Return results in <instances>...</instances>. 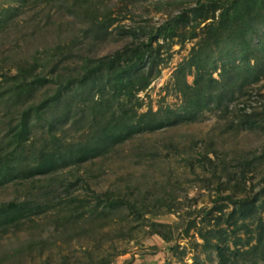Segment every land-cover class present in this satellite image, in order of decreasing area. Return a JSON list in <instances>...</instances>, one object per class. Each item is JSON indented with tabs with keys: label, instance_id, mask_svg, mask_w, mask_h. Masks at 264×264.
<instances>
[{
	"label": "rangeland",
	"instance_id": "374dc122",
	"mask_svg": "<svg viewBox=\"0 0 264 264\" xmlns=\"http://www.w3.org/2000/svg\"><path fill=\"white\" fill-rule=\"evenodd\" d=\"M207 2L0 0V94L7 84L4 76L13 77L19 66L39 60L37 73L51 79L34 96L33 104H40L54 94L56 81L65 83L83 75L92 62L147 44L153 29L174 20L175 37L153 42L158 65L146 70L149 85L137 87L131 99L119 96L113 111L124 107L140 116H182L192 109L189 99L199 75L222 81L225 70L244 66L247 59L254 66L257 57L264 65L258 44L264 41V26L254 35L250 54L228 43H208V27L221 11L203 6ZM18 7L14 16L10 11ZM257 73V80H240L235 101L220 109L212 104L192 121L135 135L53 176L0 184V203L46 206L43 213L0 233V264H218L216 241L203 239L218 224L227 230L231 250H248L264 210L249 219L232 218L237 208L228 198L251 199L257 207L264 201V124L244 127L241 115L243 107L252 113L264 110V68ZM80 96L71 99L80 103L72 120L53 129L71 144L87 141L100 122L87 109L90 96ZM26 99L0 101L1 147L10 124L27 107L21 106ZM49 131L33 118L27 157L42 148ZM107 197L125 199L134 208H108Z\"/></svg>",
	"mask_w": 264,
	"mask_h": 264
},
{
	"label": "trees",
	"instance_id": "16d2710c",
	"mask_svg": "<svg viewBox=\"0 0 264 264\" xmlns=\"http://www.w3.org/2000/svg\"><path fill=\"white\" fill-rule=\"evenodd\" d=\"M15 1L24 4L27 0ZM207 5L214 11H221L219 20L208 27V43H215L217 46L228 43L231 47L238 46L245 54H250L253 37L257 30L264 26V0H208L203 6ZM19 9L14 8L10 12L16 16ZM176 18H183V14ZM173 22L174 20H170L153 29L152 39L147 44L132 45L113 57L92 62L93 65L86 67L83 75L69 78L65 83L62 80L56 81L58 86L54 94L37 105L33 104L36 92L40 87L47 86L51 80L37 73L39 60H35L32 66H19L17 75L13 77L4 76L7 84L0 94V101L18 104L24 97L27 98L26 103L23 102L21 106L27 104V107L22 110L20 117L10 124L7 142L0 146V184H7L14 179L50 177L62 172L70 164H81L103 156L110 149L124 144L135 135L163 130L184 120L192 121L212 104L220 109L225 102H234L238 94L235 88L240 80L252 77L257 80L259 77L257 72L264 68V65H260L257 57H255L257 64L254 66L251 60L247 59L244 66L234 65L229 72L225 70L222 81L211 76L206 79L199 75L193 97L189 99V106L192 109L174 118L162 116L161 113H146L140 116L137 112L132 114L124 107L119 111H113L114 101L117 102L119 96L125 95L131 99L135 96L137 87L144 89L149 85L145 78L146 70L158 65L154 57L153 42L159 39H173L176 35ZM258 44L264 52V41H259ZM85 93L90 96L87 109L90 110L93 119L100 118V122L92 126L93 134L87 141L67 143L54 133L53 129L57 124L62 125L64 119L72 120L74 108L79 109L80 103L74 101L72 104L71 99L74 100L80 95L82 97ZM112 93L114 96L110 97ZM241 115L244 127L264 124V110L261 113H252L243 107ZM33 118L39 124L46 123L50 131L42 148L27 157L26 148L32 134ZM41 127L44 128L45 124ZM228 199L237 208L232 213V218L240 215L244 219H249L259 214V208L264 210V201L257 207L251 199L235 200L232 196ZM105 203L108 208L123 206L134 208V205L125 199L107 197ZM45 208L44 204L37 201L0 203V233H6L34 215L43 213ZM255 231L257 234L250 239L249 249L245 251L230 249L228 232L221 228L220 224L203 235V239L206 243L216 241L218 264H250L255 259L264 262V219L261 215ZM44 264L49 262L46 261Z\"/></svg>",
	"mask_w": 264,
	"mask_h": 264
}]
</instances>
